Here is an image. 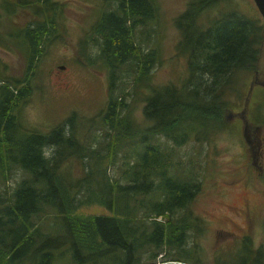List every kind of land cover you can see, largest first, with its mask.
Masks as SVG:
<instances>
[{
  "label": "trees",
  "instance_id": "16d2710c",
  "mask_svg": "<svg viewBox=\"0 0 264 264\" xmlns=\"http://www.w3.org/2000/svg\"><path fill=\"white\" fill-rule=\"evenodd\" d=\"M7 1L12 4L9 10L33 4L38 13L46 9L52 13L7 33L16 36L15 46L25 54L27 64L23 77L0 79V176L7 179L13 167L21 168L24 175L13 189L0 191V264H54L58 257L64 258L65 246L69 260L64 264L109 260L156 264L152 258L164 247L169 256L160 264H202L194 255L195 247L187 245V230L200 222L185 212L175 215L177 210L185 211L202 183L177 158L175 147L192 134L197 137L211 127L226 125L229 103L224 93L238 72L257 68L264 24L233 11L204 27L198 14L216 0L190 2L176 18L177 47L189 52L188 83L153 87L142 108L150 125L139 129L124 112L127 103L125 91L118 89V70L129 62L134 80L148 78L157 49L143 50L133 30L154 16L155 7L151 0H117L103 9L88 37L97 47L90 61L99 58L107 66L108 98L98 115L106 125V141L92 147L93 135L87 140L77 134L81 121L75 112L45 132L18 123L15 109L31 93V71L42 44L55 33L61 4ZM125 144L130 149L123 155L134 160L122 169L121 181L108 174L107 164ZM68 157L80 159L84 169L75 179L62 170ZM88 204L106 207L110 213L78 212ZM48 209L58 219L54 232L40 227ZM143 249L150 250L149 259H140ZM214 264H264V242L253 247L249 236L234 258Z\"/></svg>",
  "mask_w": 264,
  "mask_h": 264
},
{
  "label": "rangeland",
  "instance_id": "374dc122",
  "mask_svg": "<svg viewBox=\"0 0 264 264\" xmlns=\"http://www.w3.org/2000/svg\"><path fill=\"white\" fill-rule=\"evenodd\" d=\"M53 1L61 4L55 16L56 30L42 44V54L35 60L30 75L31 93L15 109L17 121L22 128L45 132L75 112L81 121L78 136L88 140L93 135L90 145L99 147L106 141V125L98 115L108 98L109 78L102 59L94 62L89 59V56L95 57L97 47L88 35L100 12L114 6L117 0ZM151 1L154 16L146 24H137L133 33L143 50L156 48L158 58L143 82L133 79L134 71L129 62L121 65L118 70L121 76L117 80L118 89L125 91L124 112L139 129L150 125L142 108L152 88L165 84L181 87L189 78V52L177 47L180 31L176 18L193 0ZM10 5L5 0L0 4V79L23 77L27 64L25 54L15 46L16 36L7 33L52 13L51 9L38 13L33 4L16 5L9 10ZM233 11L264 24L254 0H216L200 10L198 23L205 27ZM262 34L257 68L238 72L232 87L224 93L229 103L226 125L211 127L197 137L192 134L175 147L177 158H182L184 165L192 168L202 183L185 211L175 212L178 217L185 212L200 222L199 227L193 225L187 230V245L195 247L194 255L202 264L234 258L249 236L253 247L264 242V28ZM247 93L248 118L253 124L262 125L263 148L255 159L257 165L252 163L250 155H244L242 144L245 141L238 119L232 115L242 107ZM129 149L130 145L125 144L109 158L107 172L110 176L122 181V169L134 160L123 155ZM64 162L62 170L70 179L84 173L80 159L68 157ZM23 175L21 168L13 167L7 179L0 176V191L13 189ZM78 210L82 214L110 213L98 204L83 205ZM40 220L45 232H54L59 224L53 209H48ZM145 221L148 224L149 220ZM66 250L65 246L64 258L58 257L54 264L68 262ZM149 251L143 249L140 259H149ZM166 251L164 247L152 260L162 263L168 255ZM106 264L114 263L109 260Z\"/></svg>",
  "mask_w": 264,
  "mask_h": 264
},
{
  "label": "flooded vegetation",
  "instance_id": "af4514ba",
  "mask_svg": "<svg viewBox=\"0 0 264 264\" xmlns=\"http://www.w3.org/2000/svg\"><path fill=\"white\" fill-rule=\"evenodd\" d=\"M247 95L245 96L243 105L236 111L232 112L234 118L238 119V125L240 127V131L242 137L245 141V144H242L244 155L246 157H251V161L254 165L256 164V157L261 155V151L263 148V135H261L262 125L261 124H253L247 115L248 102Z\"/></svg>",
  "mask_w": 264,
  "mask_h": 264
},
{
  "label": "water",
  "instance_id": "95a60500",
  "mask_svg": "<svg viewBox=\"0 0 264 264\" xmlns=\"http://www.w3.org/2000/svg\"><path fill=\"white\" fill-rule=\"evenodd\" d=\"M254 2H255L259 12L261 13V15L263 17V20H264V0H254Z\"/></svg>",
  "mask_w": 264,
  "mask_h": 264
}]
</instances>
